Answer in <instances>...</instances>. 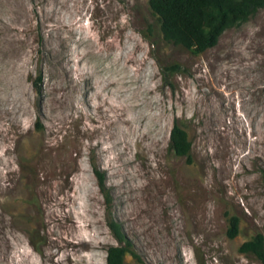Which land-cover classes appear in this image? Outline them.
<instances>
[{
    "label": "rangeland",
    "instance_id": "rangeland-1",
    "mask_svg": "<svg viewBox=\"0 0 264 264\" xmlns=\"http://www.w3.org/2000/svg\"><path fill=\"white\" fill-rule=\"evenodd\" d=\"M5 38L0 264H107L111 221L123 264H261L239 247L264 236V6L197 53L148 0H0Z\"/></svg>",
    "mask_w": 264,
    "mask_h": 264
},
{
    "label": "trees",
    "instance_id": "trees-1",
    "mask_svg": "<svg viewBox=\"0 0 264 264\" xmlns=\"http://www.w3.org/2000/svg\"><path fill=\"white\" fill-rule=\"evenodd\" d=\"M148 4L160 22L164 39L197 53L215 45L226 28L248 19L264 6V0H148ZM161 68L166 74L167 70H180L181 66L173 63ZM170 147L178 155L190 153L191 140L178 123L171 128ZM95 173L104 191L103 175L97 168ZM227 219V234L232 237L238 232L239 218L232 214ZM110 224L115 228L114 236L118 243L108 247L107 264H123L125 255L134 251L123 243L124 234L119 231L118 224L114 221ZM239 248L242 252L254 254L264 264V236L261 232L243 241Z\"/></svg>",
    "mask_w": 264,
    "mask_h": 264
},
{
    "label": "bare ground",
    "instance_id": "bare-ground-1",
    "mask_svg": "<svg viewBox=\"0 0 264 264\" xmlns=\"http://www.w3.org/2000/svg\"><path fill=\"white\" fill-rule=\"evenodd\" d=\"M9 38V37H8ZM8 38H5L3 39V44L5 46H3V48H0V59L1 57L4 59L7 58V60L10 62V64L12 65V67L16 68L18 65H19V60H17L15 57H14V54L13 52H16L17 50L15 49V46L12 44V41L9 40ZM1 45V44H0ZM22 57V56H21ZM20 57V58H21ZM19 59V58H18ZM2 60V61H3ZM25 60V59H24ZM21 62V61H20ZM12 70V69H11ZM10 75V74H9ZM59 86V85H58ZM59 88V87H58ZM53 104V103H52ZM13 119V118H11ZM10 120V119H8ZM19 122H21L19 119H18ZM14 120L15 122V127L17 128V130H19V128L21 129V125L19 124V122ZM11 122V121H10ZM13 124V122H12ZM14 128V127H13ZM2 126H0V135L3 133V130H2ZM20 131V130H19ZM3 135V134H2ZM19 136L22 135V138L26 135V133L24 132H20L18 134ZM1 142V141H0ZM27 145V144H26ZM0 146H1V143H0ZM18 148H15L11 146L8 148V154L9 156L5 159V160H0V196L3 197L5 196L6 194V186L3 185L4 183V179H8L10 178L14 172L13 170L11 169V163H12V159H13V156H12V153L15 152ZM1 152V151H0ZM49 157L51 158V155L49 154ZM60 157V156H59ZM58 157H56L57 159ZM13 177V176H12ZM9 188H11V186H9ZM11 190V189H10ZM5 203V202H4ZM10 240V239H9Z\"/></svg>",
    "mask_w": 264,
    "mask_h": 264
}]
</instances>
